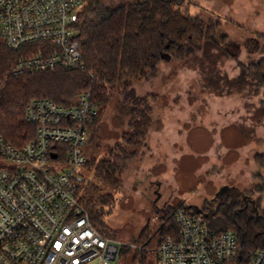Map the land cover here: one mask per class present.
Returning a JSON list of instances; mask_svg holds the SVG:
<instances>
[{
    "label": "trees",
    "instance_id": "obj_1",
    "mask_svg": "<svg viewBox=\"0 0 264 264\" xmlns=\"http://www.w3.org/2000/svg\"><path fill=\"white\" fill-rule=\"evenodd\" d=\"M190 1L86 0L77 24L84 55V66L80 68L15 75V65L37 51L38 44L13 50L0 37V134L21 147L37 133V125L26 119L31 99L47 97L69 106L81 93L91 91L99 113L89 126L85 153L90 158L87 156L86 166L105 186L118 190L126 170L143 154L141 148L157 120L159 96L139 94L136 81L157 77L162 61L183 62L198 69L203 87L218 94L248 89L261 93L264 33H255L259 38L257 47L241 60L230 48L238 40L228 34L219 17L191 14L183 9ZM229 60L237 62L239 71L235 75L226 70ZM111 107L115 109L114 124L122 130L117 140L107 143L102 117ZM261 157L257 154L255 160L264 166ZM226 187L203 208L183 202L164 210L159 236L153 242L159 245L168 236L179 239L176 210L183 208L189 214H203L217 233L234 231L242 251L233 262L249 264V252L264 247V179L253 190ZM80 198L93 224L104 235L117 238V230L107 220L117 200L114 193L89 183ZM145 232L134 235L131 245H123L122 264H147L146 249L153 237Z\"/></svg>",
    "mask_w": 264,
    "mask_h": 264
},
{
    "label": "built area",
    "instance_id": "obj_2",
    "mask_svg": "<svg viewBox=\"0 0 264 264\" xmlns=\"http://www.w3.org/2000/svg\"><path fill=\"white\" fill-rule=\"evenodd\" d=\"M85 2L0 0V37L13 50L39 47L15 75L84 66L77 24ZM98 113L91 91L69 106L36 97L26 106L36 137L17 147L0 134V160L14 163L0 165V264H119L123 242L93 224L79 196ZM176 219L179 239L157 245L158 264H233L242 251L234 231L217 233L203 214L178 208ZM249 256L264 264V247Z\"/></svg>",
    "mask_w": 264,
    "mask_h": 264
},
{
    "label": "rangeland",
    "instance_id": "obj_3",
    "mask_svg": "<svg viewBox=\"0 0 264 264\" xmlns=\"http://www.w3.org/2000/svg\"><path fill=\"white\" fill-rule=\"evenodd\" d=\"M183 9L219 17L228 34L238 40L230 48L241 60L257 47L255 33H264V0H191ZM225 67L230 75L239 71L234 60L226 61ZM136 86L141 95L159 96L157 120L141 148L143 154L126 170L118 190L82 167L86 181L79 196L89 183L113 192L117 200L107 220L117 230V238L131 245L134 235L147 230L153 237L146 249L147 264H158L153 241L159 236L164 210L183 202L203 208L226 186L253 190L264 179V166L255 160L257 154L264 159V90L218 94L203 87L198 69L167 61L160 63L157 77L136 81ZM114 116L111 107L102 117L107 143L117 140L122 130L114 124ZM13 164L0 160V165Z\"/></svg>",
    "mask_w": 264,
    "mask_h": 264
},
{
    "label": "water",
    "instance_id": "obj_4",
    "mask_svg": "<svg viewBox=\"0 0 264 264\" xmlns=\"http://www.w3.org/2000/svg\"><path fill=\"white\" fill-rule=\"evenodd\" d=\"M225 189V188H224Z\"/></svg>",
    "mask_w": 264,
    "mask_h": 264
}]
</instances>
